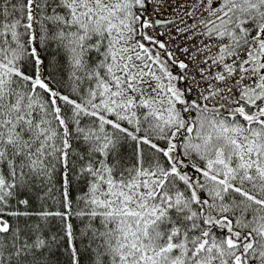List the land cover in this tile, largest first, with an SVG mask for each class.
<instances>
[{
  "label": "snow or ice",
  "instance_id": "obj_1",
  "mask_svg": "<svg viewBox=\"0 0 264 264\" xmlns=\"http://www.w3.org/2000/svg\"><path fill=\"white\" fill-rule=\"evenodd\" d=\"M0 264H264V0H0Z\"/></svg>",
  "mask_w": 264,
  "mask_h": 264
}]
</instances>
